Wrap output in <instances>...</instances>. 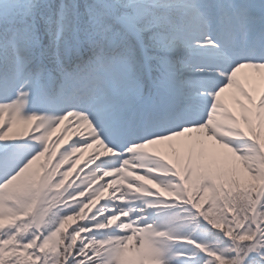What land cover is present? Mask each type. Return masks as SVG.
<instances>
[{
  "label": "snow or ice",
  "instance_id": "snow-or-ice-1",
  "mask_svg": "<svg viewBox=\"0 0 264 264\" xmlns=\"http://www.w3.org/2000/svg\"><path fill=\"white\" fill-rule=\"evenodd\" d=\"M0 264H264V0H0Z\"/></svg>",
  "mask_w": 264,
  "mask_h": 264
}]
</instances>
